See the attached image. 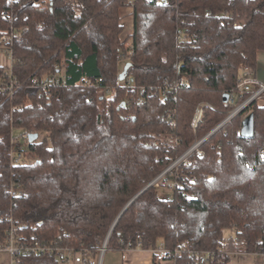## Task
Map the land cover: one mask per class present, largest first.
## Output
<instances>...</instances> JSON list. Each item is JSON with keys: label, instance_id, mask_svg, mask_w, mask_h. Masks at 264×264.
<instances>
[{"label": "trees", "instance_id": "obj_1", "mask_svg": "<svg viewBox=\"0 0 264 264\" xmlns=\"http://www.w3.org/2000/svg\"><path fill=\"white\" fill-rule=\"evenodd\" d=\"M126 19L132 31L122 38ZM22 28L11 69L0 65V83H20L11 98L0 95V237L12 220L26 237L94 251L127 203L248 97L223 102L240 67H254L264 50V0H22L12 8L0 0V35ZM119 54L128 60L123 79ZM56 75L65 85L32 86ZM200 103L209 107L193 129ZM248 112L247 139L238 132ZM25 131L42 138L18 143L27 158L13 165L12 135ZM200 151L177 168L171 199L151 186L127 207L110 249L133 246L139 234L145 248L184 244L175 264H204L189 251L213 253L209 264H227L230 252L264 254V108L253 101Z\"/></svg>", "mask_w": 264, "mask_h": 264}, {"label": "built area", "instance_id": "obj_2", "mask_svg": "<svg viewBox=\"0 0 264 264\" xmlns=\"http://www.w3.org/2000/svg\"><path fill=\"white\" fill-rule=\"evenodd\" d=\"M22 0H7V3L12 6ZM12 15V14H11ZM12 17V16H9ZM25 31V28L11 30L9 33L0 35V55L4 56V63L0 62L1 66L11 69L12 64V42L13 39L19 37L21 32ZM119 61L124 60L121 54L117 56ZM127 80L125 83H128ZM80 83L89 84L88 80L85 78L80 79ZM65 85L64 79L56 76H49L43 78L34 77L32 79V86L34 88H40L47 91L50 86ZM124 85V84H123ZM20 87V83L17 82L13 77H10L8 82L0 83V95L4 98H11L14 92ZM171 89L170 85H166L164 92ZM248 94V97L242 101L240 104L236 105L232 110H230L226 117L215 126L209 133H207L203 138L194 141L192 146L183 152L180 156L171 161V163L154 179L150 182L151 186L163 187L167 193L164 197L169 200L171 199V192L179 186L176 182V170L181 165L188 164V158L196 153L199 157L204 156V153L200 151V146L208 140L212 135H214L219 129H221L226 123L231 121L234 117L244 112L249 105L259 99L264 95V83L256 81L254 78L253 70L249 66H242L239 69V75L236 83V88L234 91L228 93L229 99L228 104L234 105L236 94ZM205 107H209L207 103H200L195 108L191 127L195 129L198 123L201 121L203 116V110ZM247 114V113H246ZM244 114V116L246 115ZM242 117V119L244 118ZM171 118V117H170ZM170 125H173L172 121H169ZM239 133V132H238ZM31 132H20V134H13L11 142L17 147H14L10 153V162L13 165L23 163L25 152L21 151L24 145L30 144L28 141V135ZM22 144V147L18 145ZM177 143L176 139H166L162 142L163 145L173 146ZM172 177L175 179H172ZM13 195L20 196L21 193L16 191ZM186 199L189 197L186 195ZM127 248L130 249H147L153 253L156 262L164 261H174L176 257L180 256L185 251V245H179L177 248L171 250L164 247L161 241L154 245H149L147 248L143 246L142 238L139 234L136 235L134 245H129ZM109 250L108 240L105 238L102 244L92 251L88 248L75 249L73 247H68L63 245L58 240H40L36 235H31L30 237L24 236L20 227L16 226L13 221H10L9 227L4 231L3 236L0 237V256L6 257V262L3 264H20L21 257L30 256H45L47 258L53 259L56 264H100L102 256ZM191 257H195L197 261L203 259L204 264H209L213 253L203 252L196 253L189 251Z\"/></svg>", "mask_w": 264, "mask_h": 264}, {"label": "crops", "instance_id": "obj_3", "mask_svg": "<svg viewBox=\"0 0 264 264\" xmlns=\"http://www.w3.org/2000/svg\"><path fill=\"white\" fill-rule=\"evenodd\" d=\"M252 70L256 81L264 83V50L256 53V64ZM256 105L264 108V95L256 100ZM100 264H175V262L158 263L151 251L126 247L123 249L109 248L102 256ZM227 264H264V254L230 252Z\"/></svg>", "mask_w": 264, "mask_h": 264}, {"label": "water", "instance_id": "obj_4", "mask_svg": "<svg viewBox=\"0 0 264 264\" xmlns=\"http://www.w3.org/2000/svg\"><path fill=\"white\" fill-rule=\"evenodd\" d=\"M128 65L124 68L123 72L120 75V79H123V76L127 70ZM229 99V95L228 94H224L223 95V102L227 103ZM239 134L241 137L243 138H252L253 134H254V120H253V113H248L244 116V118L241 120V128L239 131ZM38 139V135L36 133H31L28 135V141L29 143H32L33 141ZM149 187H151V184L149 183L146 187H144L138 194H136L128 203L127 205L123 208V210L120 212V214L117 216V218L115 219L114 223L112 224L106 239L109 240V237L117 223V221L119 220L120 216L122 215V213L127 209V207L138 197L140 196L146 189H148Z\"/></svg>", "mask_w": 264, "mask_h": 264}, {"label": "rangeland", "instance_id": "obj_5", "mask_svg": "<svg viewBox=\"0 0 264 264\" xmlns=\"http://www.w3.org/2000/svg\"><path fill=\"white\" fill-rule=\"evenodd\" d=\"M124 23H125V30H124L125 32L123 33L122 38H124L126 35L130 34L131 31H132V21H131L130 19H126V20L124 21ZM0 62L4 63V56H3V55H0ZM127 65H128V60H126V59L121 60V61L119 62V70H120L119 72L122 73L123 70H124V68H125ZM248 113H249V112H248ZM209 132H210V131H209ZM209 132H208V133H209ZM17 134H20V133H17ZM38 138H42V136L39 135ZM25 156H26V158H27V152H25ZM173 160H175V159H173ZM173 160H172V161H173ZM229 235H230L229 232H225V237H228ZM6 260H7L6 257H4L3 255L0 256V264L5 263Z\"/></svg>", "mask_w": 264, "mask_h": 264}]
</instances>
